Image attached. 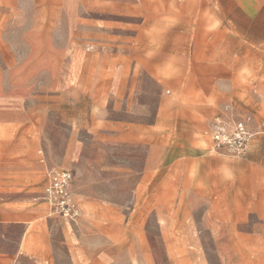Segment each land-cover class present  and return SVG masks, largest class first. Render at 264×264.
I'll return each instance as SVG.
<instances>
[{
    "label": "rangeland",
    "instance_id": "rangeland-1",
    "mask_svg": "<svg viewBox=\"0 0 264 264\" xmlns=\"http://www.w3.org/2000/svg\"><path fill=\"white\" fill-rule=\"evenodd\" d=\"M206 2L19 0L4 24L0 92L25 108L0 113V169L25 184L0 199L40 203L53 264H264V47L217 38ZM236 122L246 149H213ZM51 168L74 219L48 215Z\"/></svg>",
    "mask_w": 264,
    "mask_h": 264
},
{
    "label": "crops",
    "instance_id": "crops-1",
    "mask_svg": "<svg viewBox=\"0 0 264 264\" xmlns=\"http://www.w3.org/2000/svg\"><path fill=\"white\" fill-rule=\"evenodd\" d=\"M18 3L19 0H0V32L10 16L20 13ZM206 6L210 14V29L216 32L217 38L237 40V46L249 44L264 47V0H207ZM24 106L21 90L0 92V113H5L7 123L19 124L23 119ZM8 138L9 142L17 143L9 147L10 156L23 152L25 146L19 143L27 142L25 136L10 135ZM39 161L42 163L43 159ZM51 169L44 173L42 193ZM259 169L264 174V162H260ZM24 174L20 167L10 168L9 171L0 169V191H16L15 185L25 184V179L19 178ZM246 199L245 196V207L249 205ZM35 201L34 197L32 200L0 199V264H53V246L48 237L47 220L43 221L41 205ZM260 201L264 205V199ZM48 209V215H53L49 204ZM246 217L245 210V221ZM260 218L264 222V214Z\"/></svg>",
    "mask_w": 264,
    "mask_h": 264
},
{
    "label": "built area",
    "instance_id": "built-area-1",
    "mask_svg": "<svg viewBox=\"0 0 264 264\" xmlns=\"http://www.w3.org/2000/svg\"><path fill=\"white\" fill-rule=\"evenodd\" d=\"M250 137V132L241 122L235 123L232 132L225 131L224 128L211 131L213 149L227 146L236 153L246 149ZM72 180L73 173L69 169L54 168L48 171L43 198L49 204L51 214L69 219L76 217L75 203L70 193Z\"/></svg>",
    "mask_w": 264,
    "mask_h": 264
},
{
    "label": "bare ground",
    "instance_id": "bare-ground-1",
    "mask_svg": "<svg viewBox=\"0 0 264 264\" xmlns=\"http://www.w3.org/2000/svg\"><path fill=\"white\" fill-rule=\"evenodd\" d=\"M224 129H226V128H224Z\"/></svg>",
    "mask_w": 264,
    "mask_h": 264
}]
</instances>
